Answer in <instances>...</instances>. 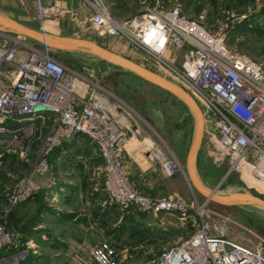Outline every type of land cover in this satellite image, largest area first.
Listing matches in <instances>:
<instances>
[{
	"label": "built area",
	"instance_id": "2783aa9c",
	"mask_svg": "<svg viewBox=\"0 0 264 264\" xmlns=\"http://www.w3.org/2000/svg\"><path fill=\"white\" fill-rule=\"evenodd\" d=\"M144 11L129 19L115 17L100 3L93 5L92 27L107 37H122L164 65L202 106L205 137L215 159L228 163L229 175L264 187V63L233 51L225 33L212 32L188 17L180 3L140 0ZM42 32H46L45 0H36ZM45 50L33 52L14 70L1 73L0 147L5 137H16L24 128L57 118L62 134L89 137L104 160L103 190L122 211L178 213L198 220L187 239L165 249L157 264H264V241L251 246L228 237V219L206 210V204L188 203L172 196L157 198L139 192L123 162L128 136L119 127L124 109L103 97L95 86L68 74L65 66ZM14 48L0 46V61L15 59ZM7 122H15L11 128ZM1 157V154H0ZM48 166L38 169L44 173ZM176 160L165 162L174 175ZM22 194L37 188L35 181L20 184ZM14 235L0 225V253ZM28 253V250H26ZM103 264H120L108 243L95 250ZM19 258V257H18ZM17 258V260H18ZM6 256L0 264H6Z\"/></svg>",
	"mask_w": 264,
	"mask_h": 264
},
{
	"label": "rangeland",
	"instance_id": "374dc122",
	"mask_svg": "<svg viewBox=\"0 0 264 264\" xmlns=\"http://www.w3.org/2000/svg\"><path fill=\"white\" fill-rule=\"evenodd\" d=\"M161 1L167 5L180 3L183 12L188 17L201 22L212 32L225 33L231 50L248 54L256 61L264 63V10L261 11L264 7V0H193L187 11H185L187 0ZM136 2H128L130 10H115L110 8L108 6L110 3H106L105 0L101 2L85 0L86 7L91 11H93V5L100 3L106 6L113 15L126 13L122 19L141 15L144 7L140 0ZM198 6L201 7L199 14L195 12ZM31 13L38 18L37 6L33 7ZM48 15L47 12L46 19ZM253 16L256 17L253 19ZM246 18L249 19L248 23L236 29L237 24ZM86 26L91 31L94 30L89 22ZM95 42L182 86L164 65L126 39L119 36H106L101 39L97 38ZM0 46L14 48L16 52L15 59L12 61H0V76L1 73L14 70L31 53L45 50L43 43L6 30H0ZM50 54L65 66L68 74L77 75L85 85L95 86L103 97L115 106L122 107L132 119L147 125L150 132L156 136L158 145L168 154L169 160H176L178 168L175 174L182 175L186 185L182 191H179V194L163 198L176 196L188 203L206 204V210L228 219V237L239 244L251 246L259 240L264 241L263 208L256 205H220L205 198L192 185L186 170V158L195 137L196 119L192 110L182 100L183 109L188 114L185 115L173 108L169 116L173 125H176V130H185L188 138L186 151L181 158L177 159L173 150L174 146L163 136L161 130L150 125L147 114L142 110L148 99H167L171 97V93L144 80L130 70L100 60L88 53L52 49ZM7 123L11 128L16 127L15 122ZM70 139L62 134L61 123L57 118H53L51 122H38L35 126H28L16 137H5V142L0 147V160L3 159L0 166V225L14 235L13 243L8 245L3 253H0V257L6 256V264H21L29 258L30 254L26 253L27 249L22 235L29 232L32 220L44 211L45 195L48 192L37 182L36 176L44 177L47 172L58 168L62 152L66 149L67 141ZM205 140H203L200 156L206 163L201 167L199 176L206 187L220 193L251 192L264 198V187L245 180L237 172L226 176L228 163L225 161L217 165L211 147ZM42 164L47 165L48 168L44 173H39L38 169ZM31 180L35 181L37 188L29 194H22L20 184ZM133 186L139 192L150 195L140 191L134 184ZM157 198L163 199L162 197ZM131 210L141 217V225L144 227L122 238L118 243L117 253L121 250L120 245L125 243L134 248L130 251L132 258H127L129 264H157L158 257L165 249L187 239L198 227V220H193L191 217L183 218L178 213L150 214L137 208ZM174 223H178L179 226H173ZM52 252L42 247L41 253L44 255L42 256L44 260L41 261L50 259L51 257L46 255ZM93 256L97 262L103 263L96 258L95 251Z\"/></svg>",
	"mask_w": 264,
	"mask_h": 264
},
{
	"label": "crops",
	"instance_id": "0c3cea01",
	"mask_svg": "<svg viewBox=\"0 0 264 264\" xmlns=\"http://www.w3.org/2000/svg\"><path fill=\"white\" fill-rule=\"evenodd\" d=\"M136 1L139 0H105L115 10H130L128 2ZM45 6L49 13L46 33L86 38L94 42L97 38L106 37L94 28L93 31L87 28L88 22L91 25L92 11L86 7L85 0H45ZM33 7H36V0H0L1 13L26 27L41 31L37 16L31 13ZM114 16L122 19L126 13H115ZM170 96L162 100L150 98L142 110L147 114L150 125L161 130L163 136L174 146V154L178 159L186 151L187 133L182 129L177 131L169 116L173 108L182 113L185 111L181 99L172 93ZM197 103L203 112L202 106L198 101ZM123 113L125 115L119 119V127L128 136L123 162L129 171L131 182L140 191L153 196L163 198L179 194L186 185L185 179L180 174L167 173L165 162L169 161V157L158 145L156 136L147 125L132 119L127 111L124 110ZM67 144L58 168L47 172L44 177L36 176L37 182L48 190L45 195L46 206L32 220L29 232L22 235L25 247L29 254L32 252L33 257L21 264H101L94 259L93 252L102 243H108L116 250L122 238L144 227L141 225V217L135 215L133 210L127 213L109 201L103 191L104 160L89 137L84 134L75 135ZM200 151L196 162L198 176L206 163L200 156ZM2 162L3 159L0 160V166ZM221 163L220 161L217 165ZM173 226L179 225L174 223ZM42 247L53 251L46 255L52 259L41 261L44 260ZM120 247L121 250L117 253L120 264H129L127 258H132L130 251L134 248L126 243Z\"/></svg>",
	"mask_w": 264,
	"mask_h": 264
},
{
	"label": "water",
	"instance_id": "95a60500",
	"mask_svg": "<svg viewBox=\"0 0 264 264\" xmlns=\"http://www.w3.org/2000/svg\"><path fill=\"white\" fill-rule=\"evenodd\" d=\"M0 30L28 36L57 50L79 51L137 74L144 80L178 96L192 110L197 121L196 134L186 159V170L194 188L208 200L224 206L256 205L264 209V198L251 192L230 193L228 196L207 188L200 180L196 162L205 135V119L196 99L183 87L159 76L149 68L100 44L79 37L59 36L26 27L0 12ZM216 162L220 161L216 159Z\"/></svg>",
	"mask_w": 264,
	"mask_h": 264
},
{
	"label": "trees",
	"instance_id": "16d2710c",
	"mask_svg": "<svg viewBox=\"0 0 264 264\" xmlns=\"http://www.w3.org/2000/svg\"><path fill=\"white\" fill-rule=\"evenodd\" d=\"M193 0H187V3H186V6H185V11H187V8L190 6V3L192 2ZM201 9V7L200 6H198L196 9H195V12L197 13V14H199L200 13V10ZM264 10V7L262 8V10L261 11H263ZM256 16H258V15H256ZM256 16H253L252 18L254 19ZM248 21H249V19H243L240 23H238L237 24V26H236V29L237 28H239L240 26H244V25H246L247 23H248ZM78 135H80V134H78ZM31 257H33L32 256V252H30V255H29V258L27 259V261L29 260V259H31Z\"/></svg>",
	"mask_w": 264,
	"mask_h": 264
},
{
	"label": "bare ground",
	"instance_id": "6f19581e",
	"mask_svg": "<svg viewBox=\"0 0 264 264\" xmlns=\"http://www.w3.org/2000/svg\"><path fill=\"white\" fill-rule=\"evenodd\" d=\"M160 76V75H159ZM162 77V76H161ZM164 78V77H163ZM166 79V78H165ZM166 80H168V79H166ZM168 81H170V80H168ZM170 82H172V81H170ZM174 83V82H173ZM175 84V83H174ZM177 85V84H176ZM178 86H180V85H178ZM182 87V86H181ZM220 193V192H219ZM220 194H222V195H224V196H228L230 193H220Z\"/></svg>",
	"mask_w": 264,
	"mask_h": 264
}]
</instances>
